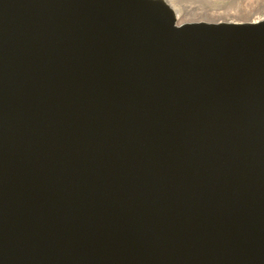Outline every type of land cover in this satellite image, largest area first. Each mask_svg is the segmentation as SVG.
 Segmentation results:
<instances>
[{
    "label": "water",
    "instance_id": "95a60500",
    "mask_svg": "<svg viewBox=\"0 0 264 264\" xmlns=\"http://www.w3.org/2000/svg\"><path fill=\"white\" fill-rule=\"evenodd\" d=\"M0 264H264V16L0 0Z\"/></svg>",
    "mask_w": 264,
    "mask_h": 264
},
{
    "label": "rangeland",
    "instance_id": "374dc122",
    "mask_svg": "<svg viewBox=\"0 0 264 264\" xmlns=\"http://www.w3.org/2000/svg\"><path fill=\"white\" fill-rule=\"evenodd\" d=\"M182 2L186 7L195 8L196 11L210 12L209 20L204 19L206 21H251L264 16V0H182ZM236 17L240 19L237 20Z\"/></svg>",
    "mask_w": 264,
    "mask_h": 264
},
{
    "label": "bare ground",
    "instance_id": "6f19581e",
    "mask_svg": "<svg viewBox=\"0 0 264 264\" xmlns=\"http://www.w3.org/2000/svg\"><path fill=\"white\" fill-rule=\"evenodd\" d=\"M172 6L174 7L176 13L178 14V17H179V21L180 22H188V21H198V20H195V19H200V20H209V16H210V12L208 11H196L195 8L191 9V8H188L186 7L182 0H168ZM197 17H196V16ZM235 17V16H234ZM257 18H260V17H256L254 19H257ZM223 19V18H222ZM235 19L239 20L240 18L236 17ZM212 20V19H210Z\"/></svg>",
    "mask_w": 264,
    "mask_h": 264
}]
</instances>
